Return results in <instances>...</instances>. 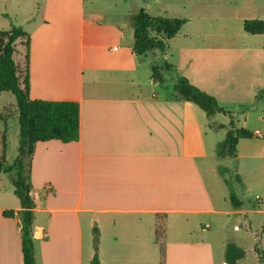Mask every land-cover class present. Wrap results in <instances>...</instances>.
I'll list each match as a JSON object with an SVG mask.
<instances>
[{
	"label": "crops",
	"instance_id": "obj_1",
	"mask_svg": "<svg viewBox=\"0 0 264 264\" xmlns=\"http://www.w3.org/2000/svg\"><path fill=\"white\" fill-rule=\"evenodd\" d=\"M78 9L52 5L22 21L21 10L4 13L31 36V95L80 103L79 140L40 141L32 158L35 264H91L96 252L100 264H227L228 241L242 248L238 239L246 242L244 234L227 238L232 215L247 217L252 227L251 217L262 214L256 224L264 235V149L251 144L264 135L256 129L258 137L238 143L237 158L256 165L236 181L245 196L253 184L259 188L255 201L237 195L242 205L236 208L225 188L220 195L209 185L224 183L214 160L219 133L197 104L176 98L174 81L186 76L248 120L243 106L264 105L253 102L264 86V33L237 34L231 24L239 19L243 28L246 19H264V9L230 10L235 16L228 18L182 10L186 22L167 50L143 56L134 50L131 14L113 19L108 15L121 14L85 10L84 0ZM237 37L245 43L237 46ZM165 60L174 70L161 84L152 65ZM4 131L0 157H6ZM20 209L10 175L0 173V264H23L19 218L4 215ZM161 223L164 262L156 238ZM256 247L244 248L238 264H264V248Z\"/></svg>",
	"mask_w": 264,
	"mask_h": 264
},
{
	"label": "trees",
	"instance_id": "obj_2",
	"mask_svg": "<svg viewBox=\"0 0 264 264\" xmlns=\"http://www.w3.org/2000/svg\"><path fill=\"white\" fill-rule=\"evenodd\" d=\"M186 19L169 16H153L145 8H140L131 14L134 28V50L139 56L148 53L167 50L169 40L175 37ZM244 31L251 34L264 33V19H246ZM26 48L24 64L18 58V45ZM30 50L31 36L20 25L12 24L9 29L0 30V93L11 92L15 97L16 109L19 115V147L18 156L13 162H8L5 155L0 157V173L10 175L14 193L20 200L21 209L4 211L7 217H18L22 232L23 264H35V238L33 237L35 200L32 195L31 163L38 142L58 139L65 143L77 141L80 137V103L76 99H45L31 95L30 87ZM174 70L168 61H160L152 65V76L155 81L164 84V73ZM177 91L176 98L197 104L206 113L209 126L215 130H225V136L216 143L218 158L238 157V143L241 139H253L257 134L239 125V117L232 110L220 106L218 99L207 91L192 84L186 76L178 75L174 81ZM264 101V86L259 87L253 97V102ZM245 105L243 106L246 109ZM229 116L228 124L216 120L218 114ZM8 116L0 112V120L4 121L5 131L2 137L4 151L7 148ZM227 167L219 166L218 170L227 183L225 176ZM242 182V177L237 174ZM234 207L242 205L235 191L230 194ZM165 223L157 229V241L160 246L161 260L166 258ZM95 248L98 251V237L95 238ZM258 250V249H257ZM245 255V250L234 241H228L225 251L227 264H238ZM91 264H100L98 252Z\"/></svg>",
	"mask_w": 264,
	"mask_h": 264
},
{
	"label": "rangeland",
	"instance_id": "obj_3",
	"mask_svg": "<svg viewBox=\"0 0 264 264\" xmlns=\"http://www.w3.org/2000/svg\"><path fill=\"white\" fill-rule=\"evenodd\" d=\"M54 6V8H58V10H79V0H55L53 4V0H0V30L9 29L12 24H16L14 22H10L7 17L4 15L6 11L12 10H21L20 17L18 21H22L23 17L27 12H32L36 16L41 13L38 10H47L50 9V6ZM84 8L85 10H98L99 11H107V10H116L118 14L121 15H108V17H112L113 19H119L122 16H126L127 14H133L136 10L140 8H145L149 11V13L153 16H171V17H182L185 15V12L182 10H204L208 12L207 16L217 15L218 13H222L221 15L225 18L229 16H235L230 12V10H234L237 14H243L248 12L249 10H262L264 9V0H84ZM36 10V11H34ZM124 14V15H123ZM126 19V17H125ZM11 23V24H10ZM233 25L232 32L244 34V30L242 28V23L239 19H237ZM263 38V37H262ZM244 39L246 37H237L236 45L241 46L245 43ZM26 48L19 44L18 45V58L24 64ZM151 56V54H149ZM173 90V89H172ZM259 105V104H258ZM249 108V105L246 106V109H249V119L247 120L246 114L240 116L239 125L243 126L251 131H255L257 129L262 135H264V105L260 104L259 106ZM0 112L6 116H8V123L6 127L7 134V150H6V159L8 162H13L18 156V147H19V115L16 109L15 97L11 92H2L0 93ZM241 115V114H240ZM206 118V115H205ZM216 120L218 122L226 123L229 121L228 117L224 118L221 115L216 116ZM5 130L4 121L0 120V131ZM223 130L217 131L219 134L218 140H222L224 135L222 133ZM215 132V130H214ZM252 149H264V139L251 141ZM241 150H243L241 148ZM215 155H216V146H215ZM215 162L218 163V166L227 167V172L225 176L230 180V183H227L223 176H221L220 182L222 183V187L216 184L211 186V189L215 192H218L222 195V189L225 188L226 194L228 196L229 202L232 191H235L239 198H242L246 201L254 200L255 195L258 192L257 189L259 186L253 184V191L244 195L242 193L243 187L236 181V175L242 173H248V170H251L256 164L251 163L248 159L241 157L239 160L234 158H226L223 162L221 158H218L217 155L215 157ZM221 160V161H219ZM258 166V165H257ZM219 168V167H218ZM247 175V174H246ZM247 177H249L247 175ZM224 180V181H223ZM224 186V187H223ZM263 216L262 214H254L252 218V222L254 225L251 227L249 225V221L247 217L243 219L241 216H233L232 221L229 225V229L226 233L228 239H235V237L240 234L245 235V241H242L241 238L238 239L239 243L245 248H264V235L261 233V230H258L259 226L256 224L259 217ZM227 217V215H226ZM210 220H204L207 222ZM249 222V223H248ZM243 223V225L241 224ZM258 228V229H257ZM253 229V230H252ZM256 230L259 232L256 233ZM254 231V232H253ZM252 232V233H251ZM258 234V235H256ZM256 235V236H255ZM96 236H98L96 234ZM95 236V238H96ZM249 237V238H248ZM249 239V240H248ZM257 239V240H256ZM99 241V238H98ZM249 241V242H247ZM95 242V241H94ZM255 245V246H254ZM96 249V248H95ZM252 256V255H251ZM248 255V260L251 258Z\"/></svg>",
	"mask_w": 264,
	"mask_h": 264
}]
</instances>
